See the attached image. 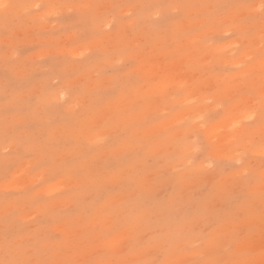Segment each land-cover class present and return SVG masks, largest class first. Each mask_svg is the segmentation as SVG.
Returning <instances> with one entry per match:
<instances>
[{"label":"rangeland","instance_id":"rangeland-1","mask_svg":"<svg viewBox=\"0 0 264 264\" xmlns=\"http://www.w3.org/2000/svg\"><path fill=\"white\" fill-rule=\"evenodd\" d=\"M0 3V264H264V0Z\"/></svg>","mask_w":264,"mask_h":264},{"label":"bare ground","instance_id":"bare-ground-1","mask_svg":"<svg viewBox=\"0 0 264 264\" xmlns=\"http://www.w3.org/2000/svg\"><path fill=\"white\" fill-rule=\"evenodd\" d=\"M6 1H7V0H6ZM9 2H11V1H9ZM43 2H44V1H43ZM40 3H41V2H40ZM16 4H17V2H16ZM26 4H27V3H26ZM19 6H20V5H19ZM13 7H14V6H13ZM2 8H3V7H2ZM18 8H19V7H18ZM35 8H36V7H35ZM19 9H21V8H19ZM22 10H23V9H22ZM1 11H2V10H1ZM27 11H28V10H27ZM28 12H29V11H28ZM2 13H3V11H2ZM5 13H6V12H5ZM5 13H4V14H5ZM21 13H22V12H21ZM5 15H6V14H5ZM13 16H14V15H13ZM6 40H7V39H6ZM6 58H7V57H6ZM191 78H192V77H191ZM157 101H158V99H157ZM252 111H254V110H252ZM256 111H258V110H256ZM195 116H196V115H195ZM252 116H253V115H252ZM239 118H240V117H239ZM183 119H184V118H183ZM230 119H231V118H230ZM238 120H239V119H238ZM236 122H238V121H236ZM226 124H227V123H226ZM236 124H237V123H236ZM236 124H234V125H236ZM218 125H220V124H218ZM218 125H217V126H218ZM200 128H201V127H200ZM215 128H217V127H215ZM215 128H214V129H215ZM236 128H237V127H236ZM217 129H218V128H217ZM180 134H181V133H180ZM227 136H228V135H227ZM213 137H214V136H213ZM227 138H228V137H227ZM227 151H228V150H227ZM259 152H260V151H259ZM261 152H262V151H261ZM224 154H225V153H224ZM229 154H230V153H229ZM209 181H211V180H209ZM208 184H209V183H208ZM169 186H170V185H169ZM193 186H194V185H193ZM250 187H251V186H250ZM251 188H252V187H251ZM203 191H204V190H203ZM186 196H187V195H186ZM178 199H179V198H178ZM135 216H136V215H135ZM248 217H249V216H248ZM250 217H251V216H250ZM250 217H249V218H250ZM249 218H248V219H249ZM259 221H260V220H259ZM263 221H264V220H263ZM213 222H214V221H213ZM253 222H255V220H254ZM253 222H252V223H253ZM256 222H257V221H256ZM248 223H249V222H248ZM260 224L262 225V223H260ZM253 225H255V224L253 223ZM246 226H247V225H246ZM263 226H264V225H263ZM257 227H258V226H257ZM257 227H256V229H257ZM259 228H260V227H259ZM261 228H262V227H261ZM261 228H260V229H261ZM205 229H206V228H205ZM223 230H225V229H223ZM219 231H220V230H219ZM249 231H250V230H249ZM254 231H255V230H254ZM256 231H259V230H256ZM260 231H261V230H260ZM232 232H233V231H232ZM252 232H253V231H252ZM220 233H221V231H220ZM233 233H234V232H233ZM263 233H264V231H263ZM221 234H222V233H221ZM234 234H235V233H234ZM240 234H241V233H239V235H240ZM253 234H254V233H253ZM218 235H219V234H218ZM224 235H225V234H224ZM227 235H228V234H227ZM246 235H247V233H246ZM262 235H263V234L260 233V236H262ZM231 236H233V235H231ZM231 236H229V238H230ZM247 236H248V235H247ZM257 236H258V235H257ZM236 237H237V236H236ZM241 237H243V236H241ZM241 237L239 238L240 240L242 239ZM255 237H256V236H255ZM258 237H259V236H258ZM258 237H257V238H258ZM219 238H220V237H219ZM227 238H228V237L226 236V239H227ZM232 238H233V237H232ZM232 238H231V239H232ZM234 238H235V237H234ZM234 238H233V240H234ZM259 238H260V237H259ZM231 239H230V240H231ZM235 239H236V238H235ZM218 240H219V239H218ZM228 240H229V239H228ZM233 240H232V243H233ZM243 240H244V239H243ZM262 240H263V239H262ZM211 241H212V240H211ZM244 241H245V240H244ZM207 242H208V241H207ZM209 242H210V241H209ZM227 242H229V241H227ZM227 242H226V243H227ZM252 242H253V241H252ZM234 243H235V242H234ZM253 243H254V242H253ZM262 243H263V242H262ZM262 243H261V244H262ZM251 244H252V243H251ZM231 245H232V244H231ZM217 246H218V245H217ZM223 247H224V246H223ZM212 248H213V247H212ZM249 248H250V247H249ZM201 250H202V249H201ZM222 250H223V249H222ZM222 250H220V251H222ZM252 250H253V249H252ZM214 251H215V250H214ZM263 251H264V249H263ZM212 252H213V251H212ZM215 252H216V251H215ZM252 252H254V251H252ZM213 253H214V252H213ZM254 255H255V254H254ZM262 257H263V256H262ZM224 258H225V257H224Z\"/></svg>","mask_w":264,"mask_h":264},{"label":"snow or ice","instance_id":"snow-or-ice-1","mask_svg":"<svg viewBox=\"0 0 264 264\" xmlns=\"http://www.w3.org/2000/svg\"><path fill=\"white\" fill-rule=\"evenodd\" d=\"M0 7H7V5L0 3Z\"/></svg>","mask_w":264,"mask_h":264}]
</instances>
